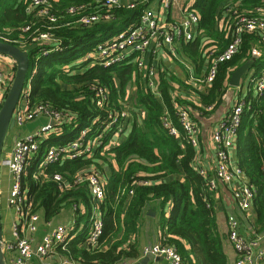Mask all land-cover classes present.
<instances>
[{
	"label": "trees",
	"instance_id": "trees-1",
	"mask_svg": "<svg viewBox=\"0 0 264 264\" xmlns=\"http://www.w3.org/2000/svg\"><path fill=\"white\" fill-rule=\"evenodd\" d=\"M28 1L0 0V33L13 31L10 38L16 40L22 34L19 31L22 26L36 21L33 15L26 12ZM81 1L62 0L58 9L61 11ZM236 3L241 10L264 6V0H196L192 4V9L200 16V35L195 42L185 44L183 52L198 66V70L205 65L206 50L214 46L218 54L229 44L227 23L223 19L226 7ZM143 9V5L133 10L119 9L114 11V19L109 23L57 31L63 40V50L47 56H42L45 49L43 46L32 44L24 49L15 43L17 47L28 51L30 57L26 84L33 71L37 70L31 82L32 104L50 106L62 113L67 122H72L63 123L62 133L51 136L41 145L23 178V190L28 193L34 212L41 213L47 222L65 209L73 206L78 208L76 230L82 221L84 228L76 240L68 244L66 255L84 264H117L123 259H138L140 255L136 236L141 216L151 202L158 200L164 205L172 203L169 219L162 217V243L177 247L188 264H228L224 250L225 236L219 232L207 181L195 170L196 149L185 140L171 136L163 127L164 104L183 134L172 103L171 82L165 77H161L160 82L162 98L144 89L139 77L136 79L138 89L134 104L146 111V119L142 126H133L127 140L109 150L99 148L92 159L66 160L46 168L49 176L60 173L69 183L73 182L76 173L85 168L95 166L98 171H104L103 164L110 168L106 198L101 207L104 232L97 248H88L83 244L92 210L87 184L71 185L70 189L61 191L54 181H37L33 178L48 147L71 142L86 129H89L88 137H93L107 125V109L95 106L91 86L102 84L108 89L110 110L122 108L120 101L125 97L126 85L132 81L136 71L132 64L103 68L75 63L99 43L137 24ZM25 36L28 37L27 34ZM205 40L211 42L204 45ZM258 45H261L258 37H244L238 55L232 61L220 65L212 88L207 93H199L203 107L180 99L179 102L199 109L203 114L207 113L204 108L208 106H213L214 110L222 105L230 78L237 68L251 61L253 64L250 72L254 70V76L264 70V48L260 58L252 56L253 48ZM244 101L246 107L238 130L236 153L238 166L244 171L246 181L256 191L253 206L257 213V224L263 229L264 94L255 95L250 92ZM98 117L100 121L94 123ZM70 118L73 121H68ZM113 133L114 129H110L104 136L106 145ZM143 182H150V185L140 184ZM131 190L133 195H130ZM81 204L85 213L79 208ZM81 244L83 246L79 248Z\"/></svg>",
	"mask_w": 264,
	"mask_h": 264
},
{
	"label": "built area",
	"instance_id": "built-area-1",
	"mask_svg": "<svg viewBox=\"0 0 264 264\" xmlns=\"http://www.w3.org/2000/svg\"><path fill=\"white\" fill-rule=\"evenodd\" d=\"M153 1H157L159 6L156 10L151 7ZM181 1L90 0L88 2L82 0L60 11L58 8L61 6L62 0H30L26 12L33 15L36 21H30L22 26L19 29L22 34L16 40L10 38L13 31L7 30L0 33V42L14 46L16 43L24 49L32 44L40 45L45 47L42 56H47L63 50V40L57 35V31L65 28H90L102 23H109L114 19V11L133 10L143 5L144 9L137 24L130 26L114 38L99 43L75 64L85 63V67L99 66L103 68L132 64L136 69L132 81L137 83L136 79L139 77L144 89L160 98L159 71L149 64V56L150 53L155 56L164 49L169 57L180 62L189 73L186 83L191 87L193 85L198 93H207L217 78L220 65L232 61L238 55L246 35L258 37L259 44L264 45V6L241 10L239 4L236 3L226 7L223 20L227 23L229 44L223 52L218 54L216 53L217 47L213 46L206 50L207 71L205 74L197 76L193 65L181 56L177 47L181 42L190 43L197 40L200 35V16L196 10L192 9L191 4L185 3L182 6ZM174 9H178L182 13L179 20H170L168 17V13ZM26 34L28 37L25 36ZM210 42V40L203 41L204 45ZM252 56L260 58L262 52L258 48H253ZM10 61L13 62V69L8 73L0 71V108L10 91L16 74V63L13 59ZM36 73L35 69L15 110L14 130L21 132L28 124L41 117H46L47 124L39 127L36 131L17 136L9 157L2 158L1 164L9 169L13 180L8 204L15 210L17 222L12 230L13 241L6 242L4 240L2 246L4 253H16L13 264H32L35 256L44 262L43 264H46L48 259L57 254L58 248L66 251L68 244L74 238L73 231L75 230V223L71 226L59 225L36 244L40 215L34 212L33 203L28 199V193L23 190V178L27 174L30 161L39 153L41 145L51 136L61 134L62 125L67 122L62 113L53 110L50 106L32 104L30 99L31 82ZM247 81H250L248 86L250 92L255 95L264 94V71L258 77L246 79L245 83ZM91 89L93 91L92 101L95 106L98 109H107L105 117L107 125L93 137H88L89 129H86L71 142L48 147L42 155V161L33 178L37 181H54L61 191L70 189L71 185L87 184L92 210L88 232L83 244L85 247L94 249L100 245V239L104 232L101 207L106 198L107 180L95 166L76 173L72 183H69L60 173L52 176L46 173V168L49 165L60 164L66 160H89L94 157L99 148L103 147L104 150H109L120 144L127 123L136 112L134 104L126 96L120 101L121 109L110 110L108 89L102 84L91 86ZM179 99L177 94H173L172 103L183 134L165 105H163V127L171 136L183 139L194 147L198 155L201 130L199 122L194 116L196 111L189 105L181 104ZM200 107L203 106L200 105ZM245 107V101H239L227 112L219 128L211 134L216 154L215 178H210L208 173L197 163L195 166V170L206 179L210 194L217 189L218 181L225 185H232L233 199L242 212L252 209L256 195L253 186L246 181L244 171L240 167H234L231 161L232 151L236 149L238 130ZM204 109L211 112L213 106ZM68 121H73V118ZM98 121H100L99 117L94 123ZM110 129H114V133L106 145L103 139ZM140 184L150 185V182ZM130 195H133V190L130 191ZM228 240L237 254L236 264H263L264 251L260 250L261 238L248 239L243 236L240 230V221L233 215L228 217ZM142 254L145 257L163 258L168 264H188L178 249L168 243L160 242L147 246L143 249Z\"/></svg>",
	"mask_w": 264,
	"mask_h": 264
},
{
	"label": "crops",
	"instance_id": "crops-1",
	"mask_svg": "<svg viewBox=\"0 0 264 264\" xmlns=\"http://www.w3.org/2000/svg\"><path fill=\"white\" fill-rule=\"evenodd\" d=\"M195 1L196 0H182L181 5L183 6L185 3L192 5L193 3H195ZM151 7H153L155 10L158 9L159 6L157 4V1H153L151 3ZM181 16L182 13L178 9H174L168 13V17L170 20H179ZM185 44L187 43L181 42L180 45H178L177 48L179 53L181 54L182 57H184L187 61H189L193 65L195 74L197 76H201V74L202 75L205 74L207 71L206 65H203V67H201L198 70V66L193 61H191L189 57L185 56L183 52L184 51L183 47ZM256 48H258L262 52L264 45H258ZM149 64L159 71V75H158L159 84L161 82V77H165V79L171 82L172 97L173 94H177L180 100L182 101L184 100L185 102L188 103H193L194 105L200 107L201 105V100L199 96L200 94L196 92V90L195 93L191 89V86L186 83L187 81L186 79L189 76V73L186 71L185 67L180 62L169 57L166 51L163 49L160 50L155 56L150 53ZM12 69H13V62L6 59H2L0 57V71L4 73H8ZM249 71L247 75L243 78L241 85L239 87H233L229 83V87L225 94L226 96L224 95L225 98L223 99L222 105H220L211 112H207L206 114H203L202 111L199 109H195L196 112L194 113V116L196 120L199 122L200 130H201V135L199 137L200 149L198 151L196 163L197 165L202 167L212 179L215 178L216 176V154H215L214 144L211 139V134L215 129L219 128L223 119L226 117L227 112L231 108H233V106L236 105L239 101L245 100V97L250 93V89H248L245 95V88H244L245 80L248 78L250 80L253 77H258L259 75L254 76V70H252L251 72ZM262 72L260 73V75L262 74ZM137 86L138 84L134 83L133 81L128 82L126 85L125 97L128 96L133 104L138 89ZM190 92L193 93L194 96L191 95ZM189 94L191 95V98H188ZM134 107L136 112H134L133 117L127 123L126 131L121 137L120 143L127 140L135 124L142 126L144 120L146 119V111L137 107L135 104ZM46 124H47L46 117H41L38 118L32 124H29L21 132H19L18 130H14L13 135H11V142H8L7 139L5 143L2 158L6 159L9 157L10 151L15 141L17 140V136H19L20 134L23 136L27 133L36 131L39 127ZM236 151H237V146L236 149L232 151L231 161L234 167H239ZM103 165H104V171H99V173L103 175V177L107 180V184H108V179L111 175V170L107 164H103ZM113 166L115 167V169H117L115 164ZM12 182L13 180L9 172V169L6 166L1 165L0 210H1V217L3 224V237L6 242L13 241L12 230L15 223L17 222L16 212L8 204V198L12 187ZM232 188H233L232 185H225L218 181L217 189L210 194L212 196L214 209L217 214L219 232L220 234L225 236L224 250L228 259V264H236V260H237V254L228 240V217L230 215H233L239 219L240 230L243 236H245L248 239H253L257 237L261 238L260 250L264 251V228L262 229V227L257 224V213L254 209V206L248 212L240 211V209L237 207V204L233 199ZM79 208L81 209L82 213H85V209L82 204L79 206ZM77 209L78 208L77 207L75 208L74 206L65 209L62 211L61 214H59L56 218L52 219L50 222L45 221L43 215L39 213L40 223H39L38 232L36 233V244L39 243L45 235L50 233L54 228L58 227L59 225L71 226L73 223H75V230L73 231L74 238L71 240V242L76 240V238L82 233L84 228V223H83L84 221H82V223H80L79 228L76 230ZM171 209H172L171 202H168L164 205L160 200L151 202L144 209L139 222L138 233L136 236V242H137L136 244L140 256L138 259H123L117 264H141L142 261H144L145 258H147L143 256L142 251L147 246H151L161 242L162 217L164 216L165 220H168ZM54 220L56 224L54 223ZM87 232L88 230H86V235ZM82 246L83 245L81 244L79 248H82ZM105 247L108 248L109 246H105ZM66 251H63L61 248H58L57 254L54 255L51 259H48L46 264H84L66 255ZM15 257H16V253H5L6 264H13V260ZM43 263L44 262H42L37 256L33 258L32 264H43ZM144 264H168V262L164 259L161 260V258L149 257V260L146 261ZM263 264H264V258H263Z\"/></svg>",
	"mask_w": 264,
	"mask_h": 264
},
{
	"label": "water",
	"instance_id": "water-1",
	"mask_svg": "<svg viewBox=\"0 0 264 264\" xmlns=\"http://www.w3.org/2000/svg\"><path fill=\"white\" fill-rule=\"evenodd\" d=\"M0 55L8 56L10 59H13L16 63V74L13 79L12 86L10 91L0 108V168L2 164V156L4 152V147L6 139L10 131L15 129V119L14 113L19 105L21 96L23 94L24 88L26 86V77L30 64V57L28 52L8 43L0 42ZM10 59H7L10 61ZM252 62H246L239 68H237L231 78L230 85L233 87H239L243 78L247 75L248 70L252 66ZM3 224L0 210V264H6L5 262V253L3 251ZM163 258H161L162 260ZM149 260V257L145 258L141 264H144Z\"/></svg>",
	"mask_w": 264,
	"mask_h": 264
},
{
	"label": "rangeland",
	"instance_id": "rangeland-1",
	"mask_svg": "<svg viewBox=\"0 0 264 264\" xmlns=\"http://www.w3.org/2000/svg\"><path fill=\"white\" fill-rule=\"evenodd\" d=\"M0 57L2 58V59H10V57H8V56H2V55H0ZM249 71V70H248ZM250 72V71H249ZM202 75V74H201ZM189 77H187V79H188ZM186 79V80H187ZM250 85V81H247L246 83H245V86H244V88H245V95H246V93H247V91H248V86ZM191 89L195 92V88H193V85H192V87H191ZM197 92V91H196ZM195 92V93H196ZM182 93H184V92H182ZM190 94L191 95H193V93H191L190 92ZM189 94V97L188 98H191V95ZM194 96V95H193ZM30 124H32V123H30ZM29 125V124H28ZM27 125V126H28ZM14 131V130H13ZM13 131H10L9 132V134H8V137H7V139H8V142H11V135H13ZM7 139H6V141H7ZM59 220V219H58ZM56 221H57V219H56ZM54 223L56 224V222H55V220H54Z\"/></svg>",
	"mask_w": 264,
	"mask_h": 264
}]
</instances>
